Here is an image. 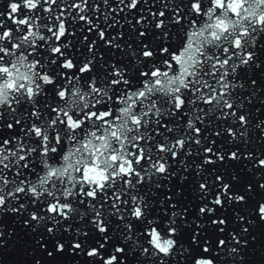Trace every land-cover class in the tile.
<instances>
[{"label":"snow or ice","instance_id":"1","mask_svg":"<svg viewBox=\"0 0 264 264\" xmlns=\"http://www.w3.org/2000/svg\"><path fill=\"white\" fill-rule=\"evenodd\" d=\"M0 264H264V0H0Z\"/></svg>","mask_w":264,"mask_h":264}]
</instances>
